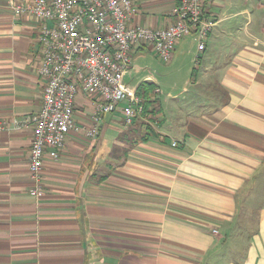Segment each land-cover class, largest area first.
Segmentation results:
<instances>
[{"label": "crops", "instance_id": "obj_1", "mask_svg": "<svg viewBox=\"0 0 264 264\" xmlns=\"http://www.w3.org/2000/svg\"><path fill=\"white\" fill-rule=\"evenodd\" d=\"M18 1L0 0V264H264V0H203L216 25L200 59L227 63L209 101L187 102L200 112L168 104L166 117L159 96L161 81L196 67L193 37L165 68L134 46L124 82L152 85L154 105L128 126L122 103L97 138L71 133L58 160L45 158L39 201L33 130L16 123L42 105L41 22L16 14ZM179 4L133 0L128 26L165 29ZM95 110L80 92L75 121L91 126Z\"/></svg>", "mask_w": 264, "mask_h": 264}, {"label": "built area", "instance_id": "obj_2", "mask_svg": "<svg viewBox=\"0 0 264 264\" xmlns=\"http://www.w3.org/2000/svg\"><path fill=\"white\" fill-rule=\"evenodd\" d=\"M11 8L41 22L38 72L45 80L42 105L26 123H16L19 128L31 126L33 130L29 171L34 184L31 195L37 201L43 194L45 158L58 160L71 133L99 137L103 117L122 103L128 126L143 113L142 100L124 82L134 46H151L158 58L169 64L178 43L193 37L198 64L216 25L206 18L203 0H180L174 24L156 31L128 26L133 0H19L12 2ZM80 92L96 100L91 126L78 124L74 118ZM7 129L0 122V132Z\"/></svg>", "mask_w": 264, "mask_h": 264}, {"label": "rangeland", "instance_id": "obj_3", "mask_svg": "<svg viewBox=\"0 0 264 264\" xmlns=\"http://www.w3.org/2000/svg\"><path fill=\"white\" fill-rule=\"evenodd\" d=\"M196 47L197 44L195 43V48ZM191 56L193 57L194 54ZM220 56L221 55H213V61L211 63H206V61H203L205 60V58H202V60H199L198 64L195 63V68L193 67V64L190 63L189 69V65L185 66L181 73L177 74L174 77H170L169 79L161 81L160 87L163 92L159 96L162 100L161 103L164 105L166 117L170 115L168 104H172L175 107L174 109H171L173 115L177 113L178 115H182L184 117L185 114L188 115L191 111H194L195 113L202 111L197 108L191 110V107L194 104L189 107L187 102L189 100L209 101L211 99L213 91L218 89L213 88L217 87L218 84V78L213 73L217 71L215 67L219 68L218 66L227 63L217 61V58H219ZM157 58L155 57L154 59L156 63L165 68L162 64H160L163 62L160 61L159 58ZM205 70H207L209 73H205ZM195 79H197V81H195ZM170 80H173L174 82V84H172L171 86H169ZM188 81H191L190 87L185 85L188 83ZM169 97H171L172 99L169 100ZM207 107H210V105H207Z\"/></svg>", "mask_w": 264, "mask_h": 264}, {"label": "trees", "instance_id": "obj_4", "mask_svg": "<svg viewBox=\"0 0 264 264\" xmlns=\"http://www.w3.org/2000/svg\"><path fill=\"white\" fill-rule=\"evenodd\" d=\"M154 92L155 88L148 84L143 85L142 88L137 91L138 97L141 98L146 111L155 103Z\"/></svg>", "mask_w": 264, "mask_h": 264}]
</instances>
